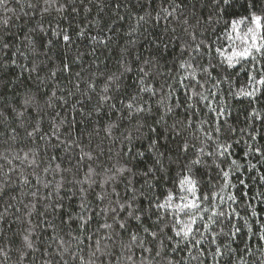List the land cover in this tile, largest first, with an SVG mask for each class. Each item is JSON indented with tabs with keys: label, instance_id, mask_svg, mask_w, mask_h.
Here are the masks:
<instances>
[{
	"label": "trees",
	"instance_id": "16d2710c",
	"mask_svg": "<svg viewBox=\"0 0 264 264\" xmlns=\"http://www.w3.org/2000/svg\"><path fill=\"white\" fill-rule=\"evenodd\" d=\"M183 2L188 7L192 15L178 11L174 16H170L167 19L161 17L156 20L155 16L159 11V5L162 3L165 7L168 6V0H76L75 8H67L63 15L56 11L59 4L66 3V0H59V2L53 6L48 13L43 17V24L47 28L51 25L55 28L57 24L59 27L67 30L72 37L71 44L64 42L60 37L48 36L44 33L37 35L39 39L41 36L44 39H52L56 41L55 47L51 53L52 61L45 60V54L49 46L45 44V48L41 54L35 58L36 62L45 60L43 67L44 72L40 75H46L48 68H55L60 60L63 58L64 62L71 64V71L61 74L57 81L47 80L45 86H40V93H45L43 99L39 100V104L43 111L40 115H36L35 107L25 108L22 107L23 99L26 94L36 93V86L32 80L27 79V72L24 75H20V69L15 64H9L7 68L0 71V133H6L4 136H0V157L7 156V160L0 158V165L3 168L0 169V185L5 183L8 185L7 194L0 198V213H3L5 208L11 204L12 207L8 208L7 223L0 222V229H3L6 238L0 241V249L6 252L5 256L0 253V261L3 264H45V261H50V264H60V257L57 254V240L55 236L57 233L64 235L67 229L61 231L62 226L57 221V228L55 232L53 229L46 227L42 222V218L39 215L44 211L43 205L39 203L45 196L49 194L57 181L60 180L61 174L54 171L44 173L43 168L49 164L54 170L57 164L61 165V168H68L75 164L78 159L80 148L85 151H91L93 156L96 157L95 161L85 160L80 167L81 175L87 171L86 165L91 164L99 172L102 167H112L116 164L117 167L125 165L132 168L137 172V176L133 181L137 188H140L144 183L139 173L148 171L152 167V160L149 159V153H145L143 156L132 159L135 151L144 152L147 146L146 140L137 139L133 141L135 145L132 152L128 149L132 145H128L124 140L125 129H131L134 126L129 124L125 118L124 124L120 128L114 129L109 136L105 133L104 128L112 122L119 123L121 112L110 110L107 113H96L91 117H86L84 113L90 110V106L84 105L81 98V93L87 91L86 83L89 78L96 80L100 87L97 88L99 92L102 88V82L104 77L100 73L108 74L115 72L119 67L118 61L123 58H127L131 61L134 57L140 56L141 61L153 59L154 57L159 60L160 67L164 70V76L168 78V83L176 84V72L181 71L183 74L179 77H187L188 73L183 72L179 68V62L186 60L189 55V50L185 47L186 43H190L194 48L199 46L198 52L208 53L204 56V65L208 64L209 58H214L213 63L220 62L226 73L221 74L218 69L213 73L215 80H220L222 83L218 84L217 88H213L212 91L215 94V103L212 101H201L198 108L201 111H196L195 115L189 111L188 115L190 119L195 122L193 131L201 140L204 138L203 132L200 131V120H208L209 116L214 117L216 113L212 112L206 104H212V107L219 106L220 111L227 109L231 114L227 117L230 124L242 128L243 131L233 132L234 140H230L229 143L233 144L231 155L229 159H237L243 162V168L246 170L241 171L238 175L239 178L244 180V184H239L237 180H233L232 183L236 187L231 188V194H237L239 188L246 195L243 196L244 204L248 205V210L245 213L244 208L240 207L238 210L242 213V217H238L233 223L239 222L243 224V219L249 220V225L242 228L241 232L236 236L229 237L225 240L223 236L210 242L209 234L201 229L200 235H204L206 239L202 241L201 245H198L196 249H193L191 244L182 242L180 247L185 248V251L177 250L171 251L176 247L175 243L167 242L168 247L161 251L157 256L155 252L148 253L135 245L129 249H121L120 241L117 238H113L112 241L101 239V246L105 249L108 255L101 256L97 253L98 259H95V264H169V261H180V264H214L211 252L215 250L217 245L221 246L225 255L218 257L219 264H264V256L261 255L264 252V239L259 236L260 231H264L261 228V222H264V180L260 179V176L264 174V165L257 161L260 154L244 155L245 152L250 151L249 145H264V128L261 127L260 119L253 122L250 112L247 110V102L249 99L253 100L252 107L261 109L264 107V93H257L259 100L249 98L242 95H233V93L239 91L241 88L249 90L250 85L247 81L253 74L250 71L251 65L256 64L257 71L264 65V56H261L260 52L253 50V57H245L240 59V63L235 64L234 67H229L227 63V57L235 51H242L244 48L256 43L258 45L264 44V0H228V3H224V0H220L218 7L215 10L211 6H205L206 0L197 2V0H176L177 4ZM29 3L38 5L36 8H30ZM196 4L195 8L191 5ZM44 7L43 0H7V8L11 11H7L4 7L0 6V21L8 19L9 23L4 25L0 23V37L10 38L15 36V46L20 48V52L17 53L15 48L12 49V58L17 60V63L29 64V60L33 59L31 53H28V59L25 58L26 45L24 43L25 36L28 35L33 29L36 28L37 22L41 21V9ZM87 9L88 11H85ZM146 13H151V17L146 22H141V27L138 31L133 32L132 29L137 26L136 22L140 16H145ZM254 16L261 17L260 27L257 28ZM184 21H187L185 23ZM234 22H236L234 24ZM251 28L255 31V41H253V33L249 32ZM175 29V31H173ZM207 29V31H202ZM214 29V31H213ZM80 31H84L86 36L81 37L77 35ZM187 32L191 33V36H187ZM96 36L100 38L97 41H93L91 37ZM207 45L198 44L199 40L207 39ZM184 37V39H182ZM136 41L135 45H130L129 41ZM150 41L155 42V46ZM160 41H163L167 45L165 48ZM156 47L160 49V54H157ZM128 48L131 52V56H128L123 52V49ZM216 49H220L217 51ZM264 51V50H262ZM183 53V55L181 54ZM143 54V55H141ZM196 55V53H192ZM81 56L82 59L76 63H72V60L76 56ZM4 59V57H0ZM199 60L200 57L197 56ZM168 69H171L169 75ZM248 73L246 76L245 73ZM79 73V76L77 75ZM96 73V76L92 74ZM228 73H231L229 76ZM35 76V73H33ZM230 77V79H225ZM125 85H133L128 88L129 93H134L136 77L135 73H128L123 78ZM7 85V87H5ZM79 87L80 91H77ZM210 86H205L208 88ZM205 90V89H201ZM56 92V97L52 99L54 107L49 108L45 105L44 101L48 99L51 92ZM207 94V93H206ZM91 105L96 104L95 94ZM176 95L185 96L183 88L180 85H176ZM63 96L64 100L58 99ZM80 103H77V101ZM66 101V102H65ZM75 105V108H73ZM82 105L84 106L83 112L80 111ZM119 108L120 106L117 105ZM15 111H12V110ZM182 114L185 109H178ZM17 112H23L24 116H16ZM59 113L62 117H67L69 120H73L72 134L69 138L67 128L60 129V141H57L55 137L46 144L45 140H41L39 137H28L27 132L32 131V124L36 120L41 121L42 133H50L51 120L55 119L59 122V117L56 114ZM264 115V112L261 113ZM247 117V119H246ZM78 121V123H77ZM148 123H152L151 120ZM171 123V121H168ZM155 126V125H154ZM209 120V123L204 127L208 130L214 127ZM16 129V138L11 139L13 133L11 129ZM256 131L253 132L252 129ZM163 135H168L166 129H160ZM147 134V128L144 129ZM99 133L98 135L96 133ZM91 133V136H89ZM186 135V134H185ZM219 135V134H216ZM255 137L253 140H249V137ZM47 139V137H46ZM175 139V137H173ZM76 140L79 147L73 146L74 151L71 153V163L65 156V150L67 145L61 143L62 141ZM239 141V143H236ZM197 147L200 143L197 141ZM161 151H166V148L171 146L167 145L164 139H160ZM53 145H58L53 147ZM215 149L211 144L208 145L206 151H214ZM37 153L38 166H29L27 163H21L20 160L15 157H22L25 153H29L31 158V152ZM170 159H175V153L168 151ZM56 157V159H53ZM223 158H221L222 160ZM8 161L16 166V171L8 173L5 176V172L9 167ZM130 161V162H129ZM256 164L257 167L252 169L248 167V162ZM219 163V161H217ZM170 168V171L164 174L160 183H155L152 191L156 195H161L171 189L174 193H180L179 179L182 178L180 168L177 165H166ZM215 165L212 164L211 159H207L206 164L197 165L200 172L207 173L204 177L207 180L213 175L212 168ZM221 167H223L221 165ZM219 171V169H216ZM35 171L41 178V183H36V176L32 173ZM75 171V169H74ZM65 176V183L72 180V175L63 173ZM160 175L159 173L157 174ZM27 177L30 183L24 184L23 179ZM52 181V185L49 188L43 187L44 179ZM170 177H176V187L173 189ZM199 178V177H197ZM129 179H132L129 177ZM136 181H139L136 183ZM218 181H213L216 184ZM70 186V185H68ZM99 191V189H97ZM123 195V185L117 189ZM32 192H36L37 195L33 197ZM63 195V192L60 193ZM225 197V203L222 205L225 211L230 210L229 205L233 204L232 201L227 200L229 190L221 193ZM55 198V197H54ZM73 203L76 202V198H73ZM174 202H179L178 200ZM32 203H36L37 210L31 217L32 223H29V217L27 215ZM145 206L147 200H144ZM218 204V201H213V206ZM207 206V205H206ZM256 212V216L251 215L252 211ZM180 218L186 219L183 213L178 214ZM172 211L169 210L168 219L171 220ZM52 219L51 216L48 217ZM151 221H156V217L152 216ZM252 221H256L253 225ZM145 223H149L148 220ZM35 226V231L29 233L28 229ZM95 225H93V228ZM135 228V226H133ZM181 225L177 224L173 231L168 232V235H175V230ZM251 228V231H250ZM219 229H217L218 231ZM227 231V227L224 229ZM119 231V230H118ZM30 235L33 241V249H28L24 245L23 236ZM146 235V234H144ZM107 233L101 231L95 238L106 237ZM199 239V235L195 237ZM67 239V237H65ZM124 242L127 243L128 237H123ZM176 240H180V237H176ZM229 240L231 243H229ZM223 241V243H221ZM92 244L90 249L88 245ZM227 245V247H225ZM152 247L151 244L147 245ZM81 247L84 249V253L87 256L94 250L93 241L85 239L82 241ZM198 252L203 253L200 255L199 260H193L191 257L196 256ZM131 255V260L128 257ZM184 258L181 260V258ZM68 254H65L64 259H68Z\"/></svg>",
	"mask_w": 264,
	"mask_h": 264
},
{
	"label": "snow or ice",
	"instance_id": "6c2138e0",
	"mask_svg": "<svg viewBox=\"0 0 264 264\" xmlns=\"http://www.w3.org/2000/svg\"><path fill=\"white\" fill-rule=\"evenodd\" d=\"M58 2L59 0H43L44 7L40 12L41 21L37 22L36 28L25 36V58L28 59V53H31L33 57V59L29 60L28 65L23 63L18 64L17 60L12 58L11 51L13 48H15L17 53L20 52V48L15 46V36L13 35L10 38L0 37V57H4V59H0V71L7 68L9 64H15L20 69V75H24L27 72V79L32 80L36 86V93L26 94L22 107L29 108L34 106L37 116L43 111L37 96H39V99H43L44 95H46L45 93H40V86L47 87V80L50 79L55 82L61 74L71 71V64L64 62L62 58L54 69L48 68L46 75H40L41 72L45 71L43 67L45 60L52 61L51 53L56 41L50 38L45 40L43 36L38 39L37 35L44 33L48 36L60 37L68 44L72 42L71 35L67 30L60 28L59 24L55 28H52L51 25H48L46 28L43 24L44 15ZM75 2L76 0H66V3L59 4L56 11L61 15L64 14L67 8H72L75 11ZM82 2L83 0H81ZM4 3L5 0H0V5ZM211 5L212 0H206L205 6ZM37 6L36 4L29 3L30 8H36ZM185 7L186 5L183 2L177 4L176 0H168L167 7L162 3L159 5V11H157L155 19L159 20L161 17L167 19ZM85 11L88 10L85 9ZM151 15V13H146L145 16H140L136 22L137 26L132 31H138L142 26L141 22H146ZM254 20L257 28H259L261 17L254 16ZM184 22L187 23V21ZM0 23L7 25L9 20L4 19ZM248 31L253 33L252 38L255 41V31L251 28ZM77 35L84 37L86 33L80 31ZM91 39L97 41L100 38L93 36ZM135 43L136 41L134 40L129 41L130 45L134 46ZM160 43L165 48L167 47L163 41H160ZM45 44L49 46L45 54V60H40L37 63L35 58L41 54L45 48ZM198 49L199 46L195 48V52L198 53ZM216 50L220 51V49ZM253 50L260 52L261 56H264V51H262L264 50V45L253 43L242 51H235L229 55L227 57L229 67H234L235 64L240 63V59L245 57H253L255 59ZM123 52L131 56L128 48L123 49ZM81 59L82 57L78 55L72 60V63H76ZM117 63L119 67L115 72L108 74L100 73L104 79L99 92H97V88L100 87V84L91 78L87 80V91L81 93V98L84 105L90 106V110L84 113V115L91 117L96 113L103 112L106 114L110 110L121 112L122 115L119 123L112 122L104 128L105 133L109 136L114 129L118 130L124 124L125 118L129 124L135 122L134 126L131 129L126 128L123 134L127 144L132 145L128 151H133L135 147L133 141L137 139L146 140L147 146L144 152L136 150L132 159L149 153L148 158L152 160V167L146 172L139 173L141 179L144 181L140 188H137L133 182L137 176V172L125 165L117 167L116 164H113L112 167H102L98 172L96 168L88 164L86 165L87 171L81 175L80 167L82 162L85 160L95 161L96 159L91 151H85L83 148H80L78 159L71 167L61 168V165L57 164L53 170L49 164L43 168L44 173L54 171L61 174L60 180L56 182L55 187L52 188L47 196L39 201L44 208V211L39 215L46 227L53 229L55 232L58 221L59 225L62 226L61 231L67 229L64 235L57 233L55 236L60 264H95V259L99 258L97 257V253H100L101 256L108 255L105 250L107 246L104 248L101 246V239L105 238L109 241H112L114 237L117 238L120 241L122 250H130L135 245L145 252H155L159 256L161 251L168 247L167 242L175 243L176 247L171 249L173 252L187 250L186 246L185 248L180 247L182 242L191 244L192 248L196 249L206 239L204 235H200L201 229H204L209 234L210 242L213 243L221 236L225 240H228L229 237L236 236L241 232L243 227L249 225V220L243 219V224L239 222L233 223V221L238 217H242V213L238 209L243 207L246 213L248 205L243 202L245 193L239 188L237 189V194H231L230 190L236 187L232 183L233 180H237L241 185L245 183L244 180L239 178L238 174L246 169L243 168L242 161L229 159V156L232 154L230 150L233 147V144L229 143V141L235 139L233 132L243 131V129L228 122L227 117L231 113L227 109L220 111L219 106L212 107V104H206L205 106L209 107L216 115L214 117L209 116L208 120L199 121L200 131L204 134L203 140L193 131L195 122L190 119L188 112L191 111L192 115H195L196 111H201L198 108L201 101H212V103H215V94L212 91L214 87L205 88V85L201 83V81L206 79L203 74H199L198 76L188 74L187 77L183 78L176 77L174 78L176 84H171L168 83V78L163 75L164 70L160 67L159 60L155 57L143 61H141L140 56L134 57L131 61L123 58ZM192 66L185 60L179 62V68L181 69H187ZM167 71L170 75L172 70L168 69ZM250 71L253 74L247 81L248 85H250L249 90L241 88L239 91L233 93V95H242L259 100L257 93H264V65L257 71L256 64L253 63ZM211 72L212 74L215 73L216 68H211ZM33 73H35V76H33ZM128 73H135L137 82L135 83L134 93L127 91L133 85H125L123 82V78ZM77 75L79 76V73ZM92 75L96 76V73ZM245 75L247 76L248 73L246 72ZM225 79H230V77H225ZM220 83H222L220 80H211L213 86ZM176 85H180L183 88L185 96L181 97L176 95ZM201 89H205L207 94L202 93ZM77 91H80L79 87H77ZM89 93L95 94L96 104L94 106L91 105L93 95H89ZM54 97H56L55 91L51 92L48 99L44 101L47 107H54L52 104ZM58 99L64 100V97L61 96ZM77 103H80V101L78 100ZM252 104L253 100L249 99L247 102V110L250 112L253 122L260 119L261 127L264 128V115L261 114L264 112V107L258 110L252 107ZM117 105L120 107L118 108ZM73 108H75V105H73ZM180 108L185 109L183 114L178 111ZM83 110L84 106L82 105L80 111L83 112ZM12 111L15 110L13 109ZM16 116L23 117L24 113L17 112ZM56 116L59 117V122H56L55 119L51 120L50 133H42L41 121L36 120L32 124V131L27 132V136L39 137L41 140H45L47 144L52 137L60 141V129L66 127L70 138L73 120L62 117L59 113ZM149 120L152 123H148ZM209 120L215 125L210 130L204 127L209 123ZM168 121H171V123H168ZM145 128H147V134L144 131ZM161 128L167 130V136L163 135V132L160 130ZM186 130L191 131L185 135ZM11 131L13 133L11 139L14 140L16 138V129L13 128ZM252 131L255 132L256 129L253 128ZM96 134L98 135L99 133L97 132ZM4 135L6 133H0V136ZM89 136H91V133H89ZM189 136L192 139H189ZM254 138L250 136L249 140H253ZM160 139H164L167 145L171 147L166 148V151H161V147L163 146L160 144ZM262 139H264V135H262ZM197 141L200 143L199 147H197ZM61 143L67 145L65 156L71 163V153L74 151L73 146L79 147V144L76 140H71L70 142L66 140ZM236 143H239V141H236ZM209 144L215 149L214 151H206ZM56 146L58 145H53V147ZM249 149L250 151L245 152L244 155L251 154L255 156L256 153H259L260 155L256 157L257 161L264 165V145L258 146L251 144L249 145ZM168 151H173L176 158L170 159ZM36 157L37 153L32 151L31 158H29V153H25L22 157L17 156L15 159L20 160L21 163H27L29 166H38ZM0 158L7 160V156ZM221 158L223 159L221 160ZM53 159H56V157H53ZM207 159H211L215 167L211 169L213 175L205 180L204 177L207 173L202 174L200 169L197 168V165L206 164ZM8 163L9 167L7 172H5V176L8 173L16 171V166L11 161H8ZM169 163L177 165L180 168L179 175L182 178L179 179V190L180 193L186 194L174 193L171 189L167 190L166 194L162 193L161 195H156L152 191L155 186L153 182L160 183L164 174L170 171V168L166 166ZM248 167L255 169L257 165L249 161ZM2 168L3 165H0V169ZM216 169H219V171ZM63 173L72 175V180L67 181V185L64 182L65 176ZM158 173L160 174L159 176L157 175ZM32 175L36 176L37 184L42 182L40 176L35 171H33ZM129 177L132 179H129ZM260 179L264 180V174L260 176ZM170 180L174 189L177 183L176 177H170ZM214 180L218 182L213 184ZM138 182L136 181V183ZM23 183L28 184L30 181L27 177H24ZM51 185L52 181L47 180L45 177L43 187L49 188ZM121 185H123V195L120 191H117ZM7 189L8 185L6 183L0 185V198H3L7 194ZM225 190H229L227 200L233 202V204L229 205L230 210L228 211H225L222 207L225 203V197L221 193L225 192ZM61 192H63V195H60ZM31 195L35 197L37 193L32 192ZM73 198H76L75 203L72 202ZM145 199L147 200L146 206L144 204ZM176 200L179 202H174ZM213 201H218V204L213 206ZM10 207H12L11 204L5 208L3 213H0V222L7 223V213ZM36 210V203H32L27 213L30 224L32 223L31 217ZM169 210L172 211L173 218L171 220L168 219ZM179 213H183L186 219L180 218ZM251 215L255 217L256 212L253 210ZM49 216L52 217L51 220L48 219ZM152 216L156 217V221H151L150 218ZM146 220L149 223L146 224ZM255 223L256 221H252L253 225ZM177 224L181 225V227L175 230V235H168V232L173 231ZM93 225H95L94 228ZM225 227H227V231L224 230ZM261 228H264V222H261ZM217 229L219 230L217 231ZM33 231H35V226L28 229L29 233ZM101 231L107 233V236L99 239L95 238ZM125 235L128 237L127 243L123 239ZM197 235H199V239L195 238ZM259 236L261 239H264V231H260ZM176 237H180L181 239L176 240ZM5 238L3 229H0V241H3ZM85 239L92 240L95 246L94 250L87 256L81 247L82 241ZM23 241L26 248L33 249L34 245L30 235H24ZM229 243H231L230 240ZM149 244L152 247H148L147 245ZM88 247L91 249L93 245L90 244ZM0 253H3L5 256L7 255L6 252H3V249H0ZM65 254H68L69 258L67 260L64 259ZM202 254L198 252L191 259L199 260ZM224 255V251H222L221 246L218 244L215 250L211 252L214 264H219L217 258L223 257ZM128 259L131 260V255ZM183 259L182 257L181 260ZM45 264H50V261H45ZM169 264H180V261H169ZM201 264H203L202 261Z\"/></svg>",
	"mask_w": 264,
	"mask_h": 264
},
{
	"label": "clouds",
	"instance_id": "9594fccd",
	"mask_svg": "<svg viewBox=\"0 0 264 264\" xmlns=\"http://www.w3.org/2000/svg\"><path fill=\"white\" fill-rule=\"evenodd\" d=\"M197 2L198 3L202 2V0H197ZM224 3H228V0H226V2H224ZM219 4H220V0H212L211 7L215 8L216 5H219ZM0 6L4 7L5 9H7V11H11V9L7 8V0H5V3L3 5H0ZM191 7L195 8L196 4H192ZM181 12H184V13H187L189 15H192V12H191V10L188 7H185L183 10H181ZM202 31H207V29H203ZM213 31H214V29H213ZM187 36H191V33L187 32ZM210 38L211 37L209 36L207 39L199 40L197 43L198 44H202V45H207L208 39H210ZM182 39H184V37H182ZM150 43H153V45L155 46V42L154 41H150ZM262 45H264V44H262ZM185 47H187L188 50H189L188 58L185 61H187L188 64L193 65V66L190 67V68H187V69H182L183 72H187L189 75H197V76L199 74H203L206 77V79L201 81V83L203 85H205V86H210V87L217 88L218 85L213 86L211 84V80L214 79L213 74L211 72V68L215 67L216 69L219 70V72L221 74L226 73L227 70L223 68V66H222V64L220 62L213 63V59L214 58H209L208 64L204 65L203 58H204V56L209 55L208 53H206V52L205 53H201V52L197 53V52H195V48L190 43H186ZM156 52H157V54L162 55L160 53V49L158 47H156ZM192 53H196V55H193ZM141 55H143V54H141ZM197 56L200 57L199 60L197 59ZM182 74L183 73L181 71H177L175 75H176V77H179ZM163 75H164V73H163ZM228 75L230 76L231 73H228ZM193 87H195V86L193 85ZM201 92L206 94L205 90H201ZM189 131H191V130H186L185 134L187 135ZM166 136H167V133H166ZM188 138L192 139L191 136H189ZM261 255L264 256V252H262ZM0 264H3V262L0 261Z\"/></svg>",
	"mask_w": 264,
	"mask_h": 264
}]
</instances>
